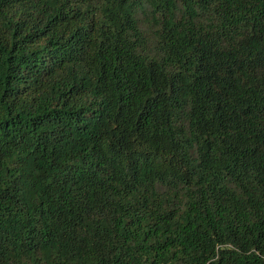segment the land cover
<instances>
[{"label":"trees","instance_id":"trees-1","mask_svg":"<svg viewBox=\"0 0 264 264\" xmlns=\"http://www.w3.org/2000/svg\"><path fill=\"white\" fill-rule=\"evenodd\" d=\"M0 264H264V0H0Z\"/></svg>","mask_w":264,"mask_h":264}]
</instances>
